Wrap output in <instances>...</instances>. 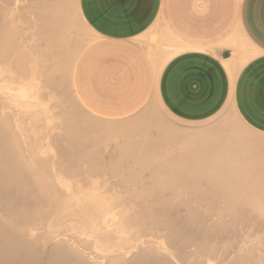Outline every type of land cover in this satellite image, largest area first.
Returning a JSON list of instances; mask_svg holds the SVG:
<instances>
[{
  "label": "bare ground",
  "instance_id": "1",
  "mask_svg": "<svg viewBox=\"0 0 264 264\" xmlns=\"http://www.w3.org/2000/svg\"><path fill=\"white\" fill-rule=\"evenodd\" d=\"M75 8L74 0H0V264H264V138L252 136L243 130L232 129L224 117L219 116L210 124L211 131H209L212 138L208 137L210 139L208 140L210 142L212 140L213 153L212 151L210 153L213 157L210 159L213 162L209 161V165L213 166V170H210L212 174L210 172L206 181L203 179H206L207 174L205 178L201 177L203 184L200 177H195L199 174L194 177L189 174L190 179L185 177L186 175H180L182 176L180 177L177 174H175L177 177L175 175L165 177L164 171L168 169L169 171L179 170V172L187 169L188 172L189 168H196L194 164L199 166L200 162L195 155L193 156L196 146H192L194 149L191 150L190 145L191 149H184H189L188 152L191 150L192 156L188 153L191 160L187 161L186 156L183 157L181 154L184 153V149L179 150L178 154L171 153L173 157L175 155L178 160L179 158L182 160V165L184 162L186 164V161L193 163L192 159L195 157L192 165L189 163L184 165L185 167L191 165L188 168L180 169L179 165H182L181 163L176 165L178 160L176 161L175 157L174 162H171L177 167L171 164L168 157L166 158L168 162L159 161L160 158H158L157 163L153 160L154 158H148L147 154L142 161V166L146 158L156 163L155 166L151 164V161L148 162L155 168L150 167L151 171H149L147 167L148 171L145 173L152 174L153 168L157 167V177L155 171L153 172L155 175L153 177L156 179L149 174V180H147L150 183L146 180L147 185H152L150 179H155V182L158 180L157 183L161 180L162 182L158 183L159 186L153 183V189L157 190L164 186L168 191H163L164 188L163 190L160 188L162 191L149 190L147 185L145 186L146 183L141 182L148 174L140 180V172V175H137L140 185L137 183V186L146 187L149 191H143L144 189L109 191L111 187H119L120 190L122 189L120 187L131 189L136 184L132 185V182L138 180L135 179L137 172L140 169L144 172L140 167L141 161L136 162L137 158H132L133 161H131V157L134 153L135 155L140 153L137 156L144 155L141 152H144L146 148L145 152L152 151L155 145L150 149L148 144L152 143L149 142H153V138L156 140L160 136L158 134L157 137H151L148 134L149 137L145 135L146 139L137 137L141 136L140 128V133L137 132L139 129L135 132L138 138L135 140L138 141H133L134 146L137 145L136 149L133 143L126 144L129 152H132L131 155L126 154L128 148L122 145L125 139L122 138L123 142H119L121 145L118 144L122 147L117 148L118 151H123L121 158L125 154L131 156L130 159L124 156L127 161L129 160L130 171L128 170L130 166L125 165L126 158L122 159L125 164L120 160L121 158L120 161L115 162L120 157L119 152H116L119 157L116 155V159H112L115 162L114 165L111 158L112 162L109 161L108 153L106 158L102 156L105 161L108 160L109 164L112 163L110 166L115 168L106 166L104 173L109 167L113 170H109L110 172H107L105 176L108 173L110 176L114 170L125 172L126 168L129 176L136 169L135 176L131 175V178L135 177L132 182L126 178V172V177L122 174H120L122 178L119 175L114 176L118 177V181L124 179V183L122 180L121 182L116 180L118 184L112 185L110 182L108 185L103 184V180L102 184L100 181L96 182L99 179L98 175L103 173L102 170V173L93 175L95 178L97 176L96 180H93V177L91 180V171H89L90 175L79 174L83 171L79 167L81 154L80 156L76 152L74 154L76 157L79 156V160L77 158L74 160V157L70 155L80 148L82 141L79 134L83 133L75 134L79 135L78 140L75 139L77 136L73 137L74 132L70 131L71 121L73 118L77 120L76 116L68 119L71 120V125L65 128L68 127L69 121L64 125L63 120L65 121V112L70 113L67 109L70 108L68 104L71 102L66 100L67 94L63 92L65 90L68 93V90L62 89L67 83L72 61L81 42L74 33V31L77 32L74 30L75 26L81 27L80 21L78 24L72 21L78 19L77 16L74 18ZM73 24H76L74 29H72ZM80 40H82L81 37ZM66 102L68 108L65 110ZM78 127L75 129L78 130ZM63 128L68 133L72 132V137L66 136L67 132L65 133L64 130L66 138L71 137L72 140L80 141H76L79 144L73 142L78 145V148L73 147L74 150L71 148L72 154L66 153L69 150L66 146L70 143V147L73 146L71 139L67 138L70 143L67 144V140L66 145L64 144L66 151L63 148V139H66L63 138ZM148 132L154 133V131ZM163 134L165 135L162 132ZM120 136L122 135H118ZM160 138L159 142L154 141L158 151H160L158 145L166 142L164 137L161 138L162 141ZM143 139L150 140L146 142L149 147H145L140 142ZM112 141L116 142L113 139ZM183 141L184 139H180L175 144L178 145L181 142L178 145L180 146ZM138 144H142L143 151ZM165 145L170 147V144L163 146ZM68 146L67 148H70ZM88 146L85 145L82 149ZM163 146V150L167 149ZM95 149L91 148L90 152L92 153ZM157 149H154L157 152L156 155ZM199 149H201L200 146L194 151V153L197 152L195 153L197 158ZM163 150L161 153L165 154L167 150ZM153 152V156L149 153L151 157L155 156ZM112 155L114 157V153ZM159 155L162 154L159 152ZM93 156L92 159H94ZM88 157L91 156L88 155ZM189 158L187 155V159ZM100 159L98 158V161ZM100 162L104 160L101 159ZM131 162L133 165L134 162L139 163L140 168L137 164L134 165L136 168L133 167ZM161 163L170 166L164 167ZM92 165L87 167L94 168L98 164ZM122 167L125 170L121 169ZM118 168L122 171L116 170ZM198 169L195 172H198ZM199 170L201 171V168ZM97 171L94 170L96 173ZM116 172L113 174H118ZM158 174H164V176H158ZM102 175L101 178H103ZM166 178L176 183L179 182L178 178H181L184 183L186 181L190 183H185L184 185L188 186H184L180 184L182 183L180 180V183L175 185L174 181H168ZM195 178L199 180L196 182ZM107 179L105 178V182ZM125 180H127L126 183L129 181V184H125ZM166 182L172 191L166 188ZM198 182L202 184L201 191L196 190ZM143 183L145 187L141 186ZM154 184L159 188H154ZM169 184L172 187L178 185L182 187H176L180 189L179 191L174 187L172 189ZM203 185L205 188L207 185V190ZM183 186L184 188L190 186V190L186 188L187 191ZM103 188L109 190L98 191Z\"/></svg>",
  "mask_w": 264,
  "mask_h": 264
},
{
  "label": "crops",
  "instance_id": "2",
  "mask_svg": "<svg viewBox=\"0 0 264 264\" xmlns=\"http://www.w3.org/2000/svg\"><path fill=\"white\" fill-rule=\"evenodd\" d=\"M74 3L77 13L76 16L78 18L77 22L74 23L78 24V21H80L82 28L77 26L79 27V29H77L75 26L76 24H73L72 29L76 28L74 30H77V32L74 31V33L79 37V41L81 42L68 73V85H66V83L65 85L67 87L65 85L62 87V89L66 87V90H68L67 95L69 96H67V98L69 100L68 102H71L68 104L70 108L67 107V103L66 107H64L65 110L68 108L67 110H69L70 113L63 110L65 112V121L63 120V123L66 125L65 123L69 121V123H67L68 127H65L69 128L71 120L68 119H70V117L72 118V116H76L75 118L77 120L73 118L71 122L72 125H74L73 123H75V125L76 122L78 123L76 126L71 125L70 128L75 129L76 127L77 129V127H79L78 130L70 129V131L74 132L73 134L72 132L68 133L63 128V136L64 130L65 133L67 132L65 134L66 136L70 135L72 137V135H74L73 137L75 138L77 136L75 134H78V132L83 133L84 136H82L83 134H79L81 136L78 135L83 143L78 141V136V138H75L78 139L76 141L80 142V148L75 144L78 142L72 140L71 137H67L72 140L73 146L70 147V140L64 136L63 138L66 139H63V148L66 145L65 142L68 140L66 143H70V145L68 144L69 146L67 145L70 148L66 146V149H69L66 153L69 152L68 154H72L71 151L74 150L73 147L85 153L84 155V153H81L79 150L78 154V150L75 148L76 150L73 151V155H70L74 157V160L75 158H77V160L80 158L81 162L79 161L80 164L79 162L78 164L80 169L83 170H80L82 171L79 172L80 175L81 173L87 175L92 173V175H90L92 180L93 175H98V172L99 174L100 172L102 173L103 170H106L108 166L112 165V163L109 164L108 160H106L107 162L105 161L104 158L107 156L106 153H108L109 161H111L112 159H116L115 156L119 152L118 155L120 157L117 155L119 158L115 160L116 163L122 159L125 160L127 156L129 157L128 159H130L131 156L129 155H131L132 152H129L130 150L126 144L129 145L133 143V141H138L135 140L137 137H145L144 139H146L145 135L149 137L148 134H150L151 137H157L159 134L161 137L163 132L165 135L163 134L161 138L164 137L166 142L168 141V143L165 142L164 144H170L169 148L167 145L163 146L164 144L161 142L163 145H158L160 147V151H158V147L155 146L157 143L156 141H158L160 137L156 140L151 138L153 142H156H154V144L148 139L146 141L144 139L143 141L139 140L145 147L149 145L150 147H148L150 149L155 145L152 149L154 150L156 148L158 151L157 155L159 156L156 155L157 152H155V150V153L153 150H147L149 152H145L147 148L145 150L143 149L144 152H141L142 144H138L139 148L141 146V150L139 148L138 150L144 155H141V158V156H137L138 154L140 155V153H136V155L134 153V156L137 157L132 156L131 161H133L132 158H137V161L136 159L134 160L136 162L141 161V163L139 162L141 165L140 167L144 172L140 171V169L136 174L135 169L134 173L130 172L131 174H129V177L127 174L129 172H127L126 168L125 172L127 177L124 171L123 173L116 172L115 170L114 172L118 174H113L114 172L111 173L113 174V178H111V174L109 176V173L106 177L105 174L107 172L115 169L113 168L114 166H110L113 169L111 168L110 170L109 167L105 173L103 171V175H98V178L118 180V177L115 178L114 176H121L120 174H122L124 175L123 177L129 178L128 180H134L135 177L136 180H139V177L141 180V177L144 178V175L148 174L145 175L147 177L143 180H149V174L151 173L145 172L148 171V168L149 171H151L150 169L154 167L156 163H154L155 161L153 160H156V162L158 160L165 161L168 157L171 162L175 160V153H180L179 150L189 148L191 145V148L192 146H196L195 149L198 148V146L201 148L198 150V152L200 151L198 153V158L195 154L197 152L194 153L195 149L189 148L191 150L194 149L193 156L195 155L196 159L200 162L195 160L199 163L200 167L198 164H194L196 168H189L190 171L188 170V172L190 173L187 172V169H182L185 171L180 172L179 170L169 171L170 169H168L169 172L166 170L164 171L165 173H163L165 177L167 175V178L177 174L179 176L186 175L185 177H189V179L190 176L194 177V175L199 174L195 177H206V179H203V181H206L207 176H210V172L212 174L210 170H213V166L209 165L211 162L210 158L213 157V154H211L213 153L211 150L212 140L210 142L209 138L211 137L210 124H212V120L215 117L221 116L225 118L226 116L232 115L238 121L239 125L255 132L252 133L249 131L251 134H255L257 137L260 136L259 138H264V136H262L264 135V0H74ZM80 37L82 40H80ZM67 114L71 115L68 116ZM228 122L232 129L238 130V128L232 127L229 120ZM159 125H162V127ZM153 127H158L156 128L158 130ZM139 128L142 131L141 136L138 135L136 137L135 132ZM140 129L137 132H139ZM159 130L161 131V135ZM89 131H92V133L89 134ZM148 131H154V133H149ZM172 133L173 135H171ZM92 134H97V137ZM102 134H107L108 137ZM118 135L122 136L118 137ZM104 138L107 139L104 140ZM122 138L125 139L124 141L127 143L121 141ZM112 139L116 142L112 141ZM175 139H178L177 141L184 139L185 142L183 141L182 145H185L178 146L181 142L176 145L175 142L177 141ZM74 141L75 143H73ZM97 142H99L101 147L99 144H96ZM119 142H123L122 145L128 148H125V150H128L126 154L130 153L129 155L125 154L121 158L123 151L117 150V148L120 149V147H122H119V145H121ZM146 142L152 144L147 145ZM87 143L90 145L88 146ZM109 143L111 145H109ZM116 144H119L118 147ZM85 145L88 146V148L90 147V149L87 147L86 149H82ZM132 145L134 146V143ZM208 145H210V149ZM114 146L116 147L114 148ZM136 146H134L135 149ZM162 146L163 148H167L164 149L167 150L165 154H163V152L161 153L163 150ZM71 148L73 150L70 151ZM91 148L96 149L92 150L91 153ZM130 148H132V146ZM189 149L181 153L183 157L186 156L185 158L187 161L191 160L189 156L192 152L190 153L191 150L188 152ZM99 150L101 151L99 152ZM170 150L174 151L170 152ZM75 152L79 156L81 154V156H74ZM152 152L155 155L154 157H151ZM159 152L162 154L161 156ZM113 153L114 157L112 155ZM168 153H174V157L172 154L170 156ZM185 153H187L189 159H187V155H184ZM188 153H190V155ZM87 154L91 157H88ZM147 154L148 158H154L150 160L151 164H154L153 166L148 164V162H150L148 158H146L147 163L145 161L148 165L145 166L146 164L144 163V166H142V161ZM209 154H211V156ZM92 156L94 159H92ZM102 156H104V158ZM177 156L180 157L179 155ZM97 157L101 158L102 161L104 160L105 163L100 162L101 159L98 161ZM67 158L71 161L69 157ZM87 158L89 160H87ZM194 159L195 157L192 159L193 163ZM91 160L95 161L92 162ZM124 160L122 161L125 164ZM177 160L176 158V161ZM96 161L99 163H96ZM112 161L114 165L115 162L114 160ZM187 161L186 164H184L185 162L183 159L184 163L182 165V160L179 158L176 165L181 163L182 166L179 165L181 169L184 168V165H187V163L193 164L191 161ZM126 162L128 165H125L129 167L130 163L129 160L127 161V158ZM166 162L168 161L166 160ZM173 162H171V164ZM95 163L98 164L97 167L94 166V168L91 167L90 169L87 167H90L91 164L96 165ZM120 163L122 162H118V164ZM139 163L134 162V165L137 164L138 166ZM102 164H104V166ZM174 164L175 163H173V165ZM134 165L132 163V166L136 168ZM161 165L158 166L159 169H161ZM166 165L164 164L162 166L165 167ZM123 167L121 169H123ZM140 167L138 166V168ZM188 167L186 166L185 168ZM85 168L87 170L89 169L88 172H86L87 170ZM92 168L93 171L91 170ZM154 168L152 171H155L157 177V167L156 169ZM197 168H201V171L198 169V172H195ZM121 169L118 168L116 170ZM130 169L131 166L128 170L130 171ZM94 170H98L97 173L94 172ZM203 170H207V173ZM89 171L91 172L89 173ZM139 172L143 176H141ZM153 172L151 174L152 177L155 176ZM199 172L203 173V176H201ZM164 174H158V176H164ZM205 174L207 175L205 176ZM101 175L103 178H101ZM131 175L135 177H132V179ZM137 175L140 176L138 177ZM177 175L175 176L177 177ZM156 177L153 178L156 179ZM96 178L94 176L93 180H96ZM202 178L200 181H202ZM155 179H153L154 181L150 179L152 184L149 185L150 187L147 183L145 184L149 190L153 186V183L158 184L162 182L160 180V182L157 183L158 180L155 182ZM143 180L141 182H144ZM180 180L181 178H178L179 182L177 183L174 180L168 181H174L173 184L176 183L175 185H177L180 183ZM184 180L186 179L184 178ZM198 180L199 179H196V182ZM181 181L182 183L180 184L183 185L185 183H190V181H186L185 183L183 180ZM148 183L150 182L148 181ZM171 184L169 185L171 186ZM193 184L195 183L193 182ZM198 184L200 183L198 182ZM198 184H196V190L201 191L202 184L199 186ZM141 186L145 187L144 183ZM155 186L154 184V188H157L159 184ZM203 186L205 188V185ZM176 187H174V189H178ZM179 187L181 188L182 186ZM189 187H185L184 189H189ZM139 188L143 190L146 187ZM160 188H162V190L164 188L163 191H168L167 189L165 190L164 186ZM160 188L157 190L162 191ZM166 188H170L168 184ZM151 190L154 191L156 189L152 187ZM178 190L180 191V189ZM205 190H207V185ZM192 191H194V189Z\"/></svg>",
  "mask_w": 264,
  "mask_h": 264
},
{
  "label": "rangeland",
  "instance_id": "3",
  "mask_svg": "<svg viewBox=\"0 0 264 264\" xmlns=\"http://www.w3.org/2000/svg\"><path fill=\"white\" fill-rule=\"evenodd\" d=\"M75 4V3H74ZM75 10H76V8H75ZM73 14H75L74 16V18H76V11H74V13ZM72 16V15H71ZM70 18V17H69ZM73 18V17H72ZM72 18L70 19V20H72ZM72 21H76L77 22V20L75 19V20H72ZM78 52V51H77ZM73 62V61H72ZM66 88V87H65ZM65 92V94H67V91H64ZM66 100H68V98H67V95H66ZM69 101V100H68ZM67 103V102H66ZM219 117V116H218ZM218 117H215L213 120H212V122L216 119V118H218ZM225 119L228 121H230L231 122V125H232V127H235V128H238V130H243L244 132H246V133H248V134H250V135H252V136H257V135H255V134H251L250 132H252V133H255V132H253V131H251V130H249V129H247V128H245L244 126H242V125H239V123H238V121L231 115V116H226L225 117ZM230 124V123H229ZM247 130H248V132H247ZM250 131V132H249ZM257 134V133H256ZM260 135V134H259ZM262 136H264V135H262ZM260 137V136H259ZM102 180H103V184H109V182L111 183L110 185H112V184H116V183H118V182H121V180L120 181H116V179H107V182H105L106 180L105 179H101V180H98V181H96L97 183H99V181H100V183L102 184ZM109 180V181H108ZM130 181V180H129ZM129 181H128V183H126L127 181H125V184H129ZM133 180H131V182H132ZM130 182V183H131ZM122 183H124V181L122 180ZM133 183H136L134 186H132V188L131 189H128V188H124V187H120V188H124V190H120L119 189V187H113V188H110V190L109 189H105V188H103V190H109V191H111L112 189H114V190H112V191H131L132 189H134L133 191H136V189H137V191H139L141 188H139V187H137V183L139 184L140 183V181L139 180H137V181H135L134 180V182H132V185H133ZM144 183H147V181L145 182L144 181ZM119 189V190H118ZM103 190H101V189H99L98 191H103ZM148 189H144V191H147ZM151 190V189H150ZM141 191V190H140Z\"/></svg>",
  "mask_w": 264,
  "mask_h": 264
}]
</instances>
